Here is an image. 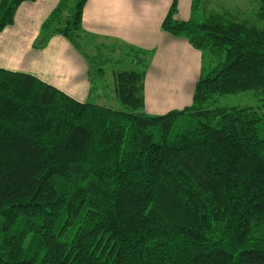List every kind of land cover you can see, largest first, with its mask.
I'll use <instances>...</instances> for the list:
<instances>
[{"label": "trees", "instance_id": "trees-1", "mask_svg": "<svg viewBox=\"0 0 264 264\" xmlns=\"http://www.w3.org/2000/svg\"><path fill=\"white\" fill-rule=\"evenodd\" d=\"M25 1L0 0V31ZM86 1L59 0L37 45H77ZM205 1L161 23L201 54L181 109L143 111L146 71L114 72V109L0 67V264H264V0ZM243 91L255 105L215 104Z\"/></svg>", "mask_w": 264, "mask_h": 264}, {"label": "crops", "instance_id": "crops-1", "mask_svg": "<svg viewBox=\"0 0 264 264\" xmlns=\"http://www.w3.org/2000/svg\"><path fill=\"white\" fill-rule=\"evenodd\" d=\"M172 1L87 0L78 46L60 34L37 45L42 22L58 0L22 2L15 11L13 23L0 31V67L31 73L80 101L90 98L112 107V102L117 99L116 69L108 67L105 76L102 68L105 57L101 59L100 53L92 55L97 73L104 75L107 81L111 80V92H105L101 84L93 87V66L89 68L87 52L82 55L80 49L92 48L87 41L90 38L94 49L98 50L108 48L111 42L151 50L143 87L146 113L163 114L171 109H181L191 103L200 76L201 54L185 37L172 35L161 28ZM190 2L187 0V5L181 9V0H176L175 19H187Z\"/></svg>", "mask_w": 264, "mask_h": 264}, {"label": "rangeland", "instance_id": "rangeland-1", "mask_svg": "<svg viewBox=\"0 0 264 264\" xmlns=\"http://www.w3.org/2000/svg\"><path fill=\"white\" fill-rule=\"evenodd\" d=\"M200 1H201V6L199 7V9L197 8V11L195 12V18L198 20H202L204 18L203 11L201 10V8L204 9L205 6H207V4H208L205 0H200ZM211 1H213L212 4L218 5V8L220 10L225 9L223 5L230 6L229 8H232L233 6L236 7L238 4H240L243 8V11L235 10L234 12L240 11V14L242 15V17H246V16L250 15L251 8L255 7V5H256L255 0H211ZM58 2H59V0H58ZM191 2H192V0H191ZM191 2H190L189 16H187V18L192 16L191 15L192 14L191 13ZM234 2H237V3H234ZM56 5H55V7H56ZM186 5H187V0H181V5H180L181 9L185 8ZM52 10H51V12H52ZM87 41H89L93 45L92 46L90 44L93 49L92 48L90 50L80 49L81 54L83 55L84 52H87L86 59L89 62V68H91L93 66V62H95V61H92L93 60L92 55H94L96 53H100L101 59L103 57H105V65L102 66V68H104L105 76L107 75V68L108 67H113L116 70L136 69L138 71H144L145 72L148 65H149V62H150L149 57L146 59V61H144L141 64H138L135 61V59L132 60V55L126 54L127 47L125 45L111 42L113 44L110 43L108 45L109 46L108 48L98 50L97 48L94 49V47H95L94 43L90 38H88ZM75 42L80 43V40L75 38ZM110 56H113V57H110ZM116 60H118V61L115 62ZM90 63H92V64H90ZM92 69H93V78H92L93 81H92L91 85L93 87H95V86L99 87L101 84L102 89H104L105 92L110 93L111 92V86L109 84H111V80L107 81L104 75H99L97 73L95 65L92 67ZM100 90H101V88H100ZM88 99L93 101L90 98H88ZM85 101H88V100H85ZM191 102H192V100H191ZM256 102H257V97L253 91H243V92L223 94V95H220L215 100L216 105H247V104L255 105ZM112 107L114 109H122V105L118 101V99H115V101L112 102ZM143 111L146 112L144 108H143Z\"/></svg>", "mask_w": 264, "mask_h": 264}]
</instances>
